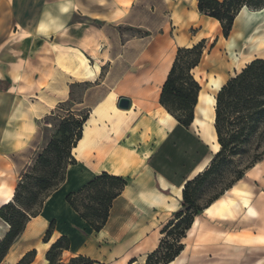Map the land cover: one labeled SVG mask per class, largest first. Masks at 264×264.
I'll list each match as a JSON object with an SVG mask.
<instances>
[{"label": "crops", "instance_id": "1", "mask_svg": "<svg viewBox=\"0 0 264 264\" xmlns=\"http://www.w3.org/2000/svg\"><path fill=\"white\" fill-rule=\"evenodd\" d=\"M245 13L251 18L264 8L244 7L235 21ZM249 20L252 28L234 42V26L225 38L220 22L199 12L198 0H0V208L12 201L20 174L45 148L53 112L74 102L79 87L78 104L88 109L71 151L76 162L1 264H16L33 249L30 264H46L47 250L61 235L71 242L64 258L81 254L107 264H145L181 208L185 182L219 150L213 149L215 119L210 135L202 124L213 110L203 104L200 111L201 94L215 99V118L221 87L264 57V44L252 46L250 38L255 28L264 30V18ZM203 39L210 44L192 70L201 90L185 128L161 105V90L177 49ZM122 97L131 101L128 109L118 106ZM103 172L127 184L96 231L66 197ZM7 230L0 218V239Z\"/></svg>", "mask_w": 264, "mask_h": 264}, {"label": "trees", "instance_id": "2", "mask_svg": "<svg viewBox=\"0 0 264 264\" xmlns=\"http://www.w3.org/2000/svg\"><path fill=\"white\" fill-rule=\"evenodd\" d=\"M244 7L260 10L264 8V0H198L199 12L218 20L225 38L231 34L235 19ZM206 47L205 39L191 47H179L162 86L161 105L185 128H189L194 120L201 90L192 70L201 61ZM67 103L57 109H62ZM73 115L62 119L58 129L61 136L52 139L34 161L33 170L41 169L39 174H22L12 201L0 208V218L8 226L0 239V264L28 221L39 214L45 199L64 182L67 167L76 162L71 151L81 137L88 112L82 119H74ZM214 125L220 148L203 171L185 182L181 208L162 229L160 244L147 254L145 264H169L179 256L185 249L183 239L195 216L204 212L264 158V151H261L253 158L256 160L252 164L236 171L234 178L220 192L205 204H200L202 190L222 180L223 171L231 159L248 155L254 142L260 146L264 140V57L252 60L221 87L216 96ZM126 184L125 178L103 172L78 191L69 193L66 200L94 230L100 231L107 222L113 199ZM55 222L53 220L49 224L45 242L50 240ZM70 244L67 235L59 236L45 254L46 264H107L81 254L64 258L63 252L70 248ZM35 256L36 250L33 249L16 264H30Z\"/></svg>", "mask_w": 264, "mask_h": 264}, {"label": "rangeland", "instance_id": "3", "mask_svg": "<svg viewBox=\"0 0 264 264\" xmlns=\"http://www.w3.org/2000/svg\"><path fill=\"white\" fill-rule=\"evenodd\" d=\"M248 15L246 13L242 14L235 21L232 38L234 42H237L241 33L246 34V31L252 28L251 26L249 27V19L264 18V14L251 16V18ZM191 32L194 33L193 30ZM209 44L210 42L207 44V48ZM82 91L80 87L77 88L74 95V102L69 101L62 109L55 110L52 116H50L49 125L45 130L47 142L45 147L52 139H57L61 136L58 129L64 117H69L73 113L74 119H82L88 111L83 104H78L82 96ZM201 99L200 110L202 111L203 104H210L212 110L211 100L214 98L202 94ZM202 113L205 114V112ZM207 117L209 118V122L210 115H207ZM213 149L215 151L217 150L215 143ZM261 151H264V140L260 146L254 142L248 155L237 156L231 159L232 162L223 171L222 180L220 179L212 187H206L202 190L200 204H205L211 197L220 192L222 187L234 178L236 171L252 164L256 160L253 158ZM260 162L264 164V158ZM34 165L33 162L29 169L20 174V178L22 174L25 175L26 173L33 175L39 174L41 169L33 170ZM247 172L242 179L252 188V205L256 209L257 214H251L248 210L244 209L234 212V216L231 214L229 218L221 219L219 217L208 216L204 210V212L198 215L200 219L199 230L192 237H185L186 239H183L185 247L189 245L184 253L189 260L188 264H222L231 260L236 261L238 264H264V173H261L262 175L260 174L255 178L249 177ZM54 181L52 179V182ZM197 252L198 254H196Z\"/></svg>", "mask_w": 264, "mask_h": 264}, {"label": "bare ground", "instance_id": "4", "mask_svg": "<svg viewBox=\"0 0 264 264\" xmlns=\"http://www.w3.org/2000/svg\"><path fill=\"white\" fill-rule=\"evenodd\" d=\"M253 40V45L261 46L264 44V30H260L259 28H255V32L250 37ZM251 46V47H252ZM202 94L200 96V101L202 100ZM212 102V110L213 114H210L209 122L202 123L205 124L206 133L210 135V130L212 129V124L214 122V105L215 99L211 100ZM200 109V108H199ZM201 111V110H200ZM214 128V126H213ZM212 138V136H211ZM216 140V137L213 138ZM220 144L216 143V149H219ZM261 173H264V164L262 162L257 163L254 167L248 170L247 175L249 177H258ZM262 175V174H261ZM252 188L250 185L243 181V179L236 182L230 189H228L222 197L214 201L210 206L205 209V213L208 216L219 217L221 219H227L229 216L238 210H248L251 214H256L257 211L252 205ZM200 228V219L199 216H195L191 228L187 231L186 238L192 237L196 231ZM250 237V236H248ZM184 238V239H186ZM159 240V239H158ZM261 240V238H260ZM159 243V242H158ZM189 245H186L185 249L181 252L179 256H177L172 262L169 264H188L189 260L187 256H185V252L188 249ZM148 248V247H147ZM198 254V252L196 253ZM204 254V253H203ZM129 259V258H128ZM127 259V260H128ZM194 260V259H193ZM127 262V261H126ZM203 263V262H201ZM222 264H238L236 261L231 260L229 262H225Z\"/></svg>", "mask_w": 264, "mask_h": 264}, {"label": "water", "instance_id": "5", "mask_svg": "<svg viewBox=\"0 0 264 264\" xmlns=\"http://www.w3.org/2000/svg\"><path fill=\"white\" fill-rule=\"evenodd\" d=\"M131 105V101L128 98L122 97L119 100L118 106L122 109H128Z\"/></svg>", "mask_w": 264, "mask_h": 264}]
</instances>
